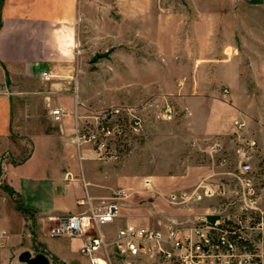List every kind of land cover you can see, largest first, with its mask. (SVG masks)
I'll return each mask as SVG.
<instances>
[{
    "label": "rangeland",
    "instance_id": "rangeland-1",
    "mask_svg": "<svg viewBox=\"0 0 264 264\" xmlns=\"http://www.w3.org/2000/svg\"><path fill=\"white\" fill-rule=\"evenodd\" d=\"M91 1L85 9L87 17L77 27L79 40L73 63L79 88L78 114L91 118L120 108L138 115L143 123L142 132L130 134L127 142L119 143L116 159L107 161L97 158L95 142L78 141L74 124L76 144L89 149L92 159L101 163L100 170L109 172L114 182L111 192L124 189L127 193L121 201L120 219L152 227H161L168 217L192 221L198 214L211 215L214 221L216 214L227 209L221 198L174 204L171 195L191 193L204 180L231 178L246 163L252 166V175L261 189L260 205L264 207V143L236 130L233 121H225L233 107L231 89L218 83L214 54L210 55L215 48L214 16L230 19L238 15L243 22L260 18L264 16V0ZM3 3L0 0V24ZM136 3L142 4L143 12L152 11L150 8L157 3L161 7L158 23L135 18ZM195 12L209 20L201 26L206 41L184 42L181 38L184 40L190 29L182 24L183 20L191 22ZM225 33L230 35L231 30ZM7 80L10 85L8 75ZM168 105L173 108L171 120L166 118ZM74 110L75 106L73 118ZM22 119L20 129L12 128V140L27 146L22 154L25 158L31 148L24 134L30 118ZM251 141L256 142L254 147ZM215 145L220 150L210 151ZM3 147L0 143V231L12 230L13 226L16 255L29 251L34 256L44 251L40 237L50 233L56 222L42 220L37 212L23 209L19 194L6 177L12 153ZM6 212L14 213L11 226ZM116 228L117 223L104 230L112 235ZM43 242L70 254L68 264H89L80 252L79 239L58 237ZM48 258L49 264H61L50 255Z\"/></svg>",
    "mask_w": 264,
    "mask_h": 264
},
{
    "label": "crops",
    "instance_id": "crops-1",
    "mask_svg": "<svg viewBox=\"0 0 264 264\" xmlns=\"http://www.w3.org/2000/svg\"><path fill=\"white\" fill-rule=\"evenodd\" d=\"M91 3V0H4L1 8L0 143L12 153L6 164V177L19 194L23 209L37 212L42 220L81 214L87 211V206L79 205L81 199L90 196L95 206L117 191L111 192L114 182L109 172L100 170L101 163L92 159V152L76 144L75 121L71 116L79 97L73 63L79 40L77 27L87 17L85 9ZM142 7L136 3L135 18L144 17L157 24L161 7L153 4L150 12H143ZM202 14L195 12L191 22L183 20L182 24L190 30L184 40L178 35L182 41H206L201 34V26L206 23ZM213 25L215 48L210 55L214 54L218 83L230 87L233 104L225 121L234 124L235 119H243L246 122L243 133L263 144L264 16L243 22L238 15L230 19L217 15ZM228 29L230 35L225 33ZM43 72H49L51 78L42 79ZM14 94L19 97L13 98ZM57 107H62L66 114L62 122H56L51 114ZM24 116L30 118L24 134L29 137L31 148L30 154L22 158L27 146L14 143L12 128L20 129ZM67 173L74 180L66 181ZM6 216L11 226L14 213L6 212ZM170 220L177 219H166ZM115 223L117 228L125 223L148 226L131 219H118ZM14 229L12 226V230L0 231V264H24L19 261L22 252L16 255ZM50 238L58 237L50 233L41 235L44 251L40 252L68 264L70 254L43 242Z\"/></svg>",
    "mask_w": 264,
    "mask_h": 264
},
{
    "label": "built area",
    "instance_id": "built-area-1",
    "mask_svg": "<svg viewBox=\"0 0 264 264\" xmlns=\"http://www.w3.org/2000/svg\"><path fill=\"white\" fill-rule=\"evenodd\" d=\"M50 78L49 72L42 73V79ZM165 111L171 120L173 108L168 105ZM51 114L56 122H62L66 115L62 107L54 108ZM74 121L78 141L95 142L101 161L116 159L115 147L143 129L138 115L120 108L88 118L78 114L76 104ZM234 126L241 131L246 122L235 119ZM255 145V141L250 142V146ZM213 150L220 148L215 145ZM252 171L246 163L231 178L204 180L191 193L171 195L174 204L221 198L227 209L216 214L214 221L211 215L198 214L192 221L170 220L161 227L125 223L110 235L104 228L120 219L121 201L127 197L126 191L119 189L95 206L92 197L81 199L79 205L87 206L81 214L50 217L56 221L50 236L79 239L80 251L89 264H264V207ZM65 180L74 178L67 173Z\"/></svg>",
    "mask_w": 264,
    "mask_h": 264
},
{
    "label": "water",
    "instance_id": "water-1",
    "mask_svg": "<svg viewBox=\"0 0 264 264\" xmlns=\"http://www.w3.org/2000/svg\"><path fill=\"white\" fill-rule=\"evenodd\" d=\"M19 261L24 264H49L50 260L44 253L32 255L29 251H23L19 255Z\"/></svg>",
    "mask_w": 264,
    "mask_h": 264
}]
</instances>
